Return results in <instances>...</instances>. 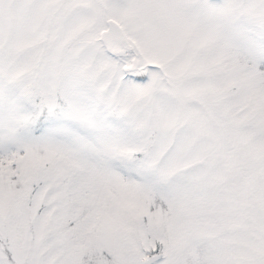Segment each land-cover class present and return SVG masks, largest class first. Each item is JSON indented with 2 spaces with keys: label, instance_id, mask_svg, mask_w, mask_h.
<instances>
[{
  "label": "snow or ice",
  "instance_id": "1",
  "mask_svg": "<svg viewBox=\"0 0 264 264\" xmlns=\"http://www.w3.org/2000/svg\"><path fill=\"white\" fill-rule=\"evenodd\" d=\"M0 264H264V0H0Z\"/></svg>",
  "mask_w": 264,
  "mask_h": 264
}]
</instances>
